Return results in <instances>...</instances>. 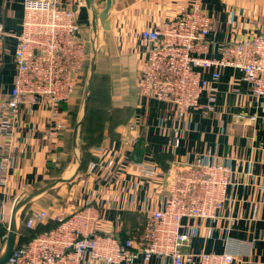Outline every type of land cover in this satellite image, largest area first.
<instances>
[{
  "label": "crops",
  "instance_id": "1",
  "mask_svg": "<svg viewBox=\"0 0 264 264\" xmlns=\"http://www.w3.org/2000/svg\"><path fill=\"white\" fill-rule=\"evenodd\" d=\"M61 1L79 9L78 21L88 38L103 31L110 38L107 49L113 55L109 54L102 65L99 59L95 61L94 80L101 76L113 87L112 93L105 107H93L90 98L85 113L79 108L78 89L60 104L58 117L40 105L34 106L33 113L21 115L12 138L4 145L16 163L7 186H0V257L6 251L9 224L17 207L16 242L21 233L19 225L29 212L45 209V225L87 199L103 201L101 230L115 232L119 238L139 234L147 211L156 207L162 196L159 183L142 175L141 163L153 164L159 175L166 172L167 176L177 161H194L210 151L234 171L233 185L228 188L230 198L220 218L204 221L215 228L213 233L193 236L183 251L196 254L228 250L235 255L233 264H264V97L251 93L239 70L226 68L217 83L214 109L206 113L198 107L192 109L182 125L179 143L170 145L167 130L177 124L172 105L141 96L138 91L151 47L142 40L140 31L157 28L175 17L186 0H115L106 29L101 27L98 14L107 0H90L92 9L85 0L81 6L76 4L78 0ZM23 2L0 0V22L8 33L0 41V96L13 84L15 36L22 30ZM203 7L214 20L208 36V56H218L226 43L242 35L264 33V0H203ZM204 75L210 77V70ZM206 101L205 94L201 103ZM243 115H255L256 120L249 123ZM55 119L65 124L56 141L47 136ZM129 125L131 131L127 130ZM129 134L138 136L133 147L124 145ZM99 160L113 161L106 175L89 171L91 163ZM68 187L71 193L65 204H57L56 195L67 192ZM191 221L185 219L184 223ZM198 263L195 259L194 264ZM130 264L145 263L137 259ZM150 264H157V260Z\"/></svg>",
  "mask_w": 264,
  "mask_h": 264
},
{
  "label": "built area",
  "instance_id": "2",
  "mask_svg": "<svg viewBox=\"0 0 264 264\" xmlns=\"http://www.w3.org/2000/svg\"><path fill=\"white\" fill-rule=\"evenodd\" d=\"M78 0L77 5H83ZM78 6V7H79ZM78 8L61 0H24L22 30L16 35L15 75L10 91L0 96V186L6 187L16 159L4 147L24 112L40 105L59 116L58 107L81 87L95 35L88 38L78 21ZM213 17L203 0H186L175 17L159 27L140 31L150 44L145 69L138 81L141 96L167 102L177 124L167 130L168 142L179 143L182 125L194 108L205 113L216 102L217 83L226 68L239 70L250 91L264 97V33L242 35L226 43L218 56H208V36ZM8 33L0 22V41ZM93 40V42H92ZM94 43V44H93ZM210 70V77L204 75ZM207 101L201 103V97ZM26 107V108H24ZM251 123L255 115H243ZM65 124L55 119L47 136L56 141ZM132 125L127 127L131 131ZM138 136L129 134L124 145L133 147ZM159 175L153 164L141 163L145 177L157 181L162 192L156 207L147 211L142 231L129 238L99 228L103 201L86 203L71 210L58 223L15 246L6 264H130L141 259L150 264H233L234 253H186L193 236L211 235L215 228L205 220L221 217L233 185L230 164L205 153L194 161H177ZM113 161H94L89 171L106 175ZM179 165V166H177ZM161 178V179H160ZM264 187V186H263ZM48 218L45 209L29 212L25 227L35 228ZM192 220L184 223V220ZM198 221V222H196Z\"/></svg>",
  "mask_w": 264,
  "mask_h": 264
},
{
  "label": "rangeland",
  "instance_id": "3",
  "mask_svg": "<svg viewBox=\"0 0 264 264\" xmlns=\"http://www.w3.org/2000/svg\"><path fill=\"white\" fill-rule=\"evenodd\" d=\"M95 35V51L93 49H90V56H89V61H88V66L86 69V75H85V79L81 85V87L79 88V108H81V110L83 109V102H84V97H85V92H86V87H87V83H88V76H89V68H90V63L91 60L93 58V56L95 55V61H97V59H99V63L100 65H102L104 63V59L106 57H109V54L113 55V51H108L107 49V45L110 44V38H108V35L105 36L104 35V31L100 34L99 32ZM105 36V37H104ZM106 42L105 44H102L103 42ZM95 52V53H94ZM95 68V65H94ZM100 69V66H99ZM94 80V79H93ZM94 85V86H93ZM93 85H92V89H91V93H90V97L92 99V106L95 107V105H99L101 107H105L108 106V95L109 92L111 91L112 93V88L109 82H107L105 79H102L101 76H97L95 77V80L93 81ZM89 103V102H88ZM70 187V186H69ZM69 187L67 188V192L66 190L61 192L59 189L57 191H60L59 195L57 194V204H65L66 202V198L68 193H71L69 190ZM53 193V192H52ZM53 195V194H52ZM25 220H23V224L20 223V227L18 230L20 231H24V227H25ZM23 228V229H22ZM5 253V252H4Z\"/></svg>",
  "mask_w": 264,
  "mask_h": 264
},
{
  "label": "water",
  "instance_id": "4",
  "mask_svg": "<svg viewBox=\"0 0 264 264\" xmlns=\"http://www.w3.org/2000/svg\"><path fill=\"white\" fill-rule=\"evenodd\" d=\"M85 3H86V5H87V7L89 9H92L93 6H92V3H91L90 0H85ZM114 6H115V0H107L106 4H105V7L98 14V20L100 22L101 27H103L104 29H106L107 26H108L107 25L108 24V19L110 17V14H111ZM93 28H94V32H96L97 31V15H96V13H94ZM94 49H95V44H94L93 50ZM95 59L96 58H95V55H94L92 60H91L90 68H89L88 83H87V87H86V92H85V97H84V104H83L84 113L86 112L87 107H88L89 97H90V93H91V89H92V85H93ZM77 130H78V127H76V129H75V134L77 133ZM63 181H65V180H63ZM54 184L55 183L47 185L44 189L35 192L33 195H31V197L41 193V191L46 190L47 188L51 187ZM28 200H25L22 203V205L26 204V202ZM17 209H18V207L14 209V212ZM14 212H13V215L11 217L10 224H9V234H8L7 248H6L5 253L2 255V257H0V264H6L7 260L11 256V254H12V252H13L15 246H16Z\"/></svg>",
  "mask_w": 264,
  "mask_h": 264
},
{
  "label": "trees",
  "instance_id": "5",
  "mask_svg": "<svg viewBox=\"0 0 264 264\" xmlns=\"http://www.w3.org/2000/svg\"><path fill=\"white\" fill-rule=\"evenodd\" d=\"M57 223H58V220L53 221V222L48 223V224H45V225H42V223H41V224L37 225L36 228H26V227H24V229L22 228L24 231H21V233L18 237V241L16 242V246H20V245L28 242L33 236L37 235L38 233H40L46 229H49L50 227L55 226ZM143 227H144V225L141 227L140 232L142 231Z\"/></svg>",
  "mask_w": 264,
  "mask_h": 264
}]
</instances>
